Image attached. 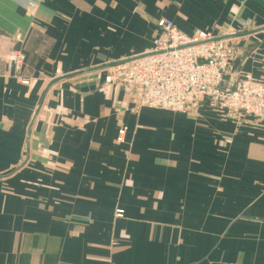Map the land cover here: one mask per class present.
Returning <instances> with one entry per match:
<instances>
[{
  "label": "crops",
  "instance_id": "0c3cea01",
  "mask_svg": "<svg viewBox=\"0 0 264 264\" xmlns=\"http://www.w3.org/2000/svg\"><path fill=\"white\" fill-rule=\"evenodd\" d=\"M162 18L237 40L236 80L264 83V0H0V264H264V120L104 82Z\"/></svg>",
  "mask_w": 264,
  "mask_h": 264
},
{
  "label": "built area",
  "instance_id": "2783aa9c",
  "mask_svg": "<svg viewBox=\"0 0 264 264\" xmlns=\"http://www.w3.org/2000/svg\"><path fill=\"white\" fill-rule=\"evenodd\" d=\"M27 6L28 15L34 17L36 7ZM157 27L160 33L153 39L152 50L109 68L105 84L133 90L142 108L190 114L206 105L227 116L248 115L264 120V83L236 80L232 90L221 85L238 52L237 40L215 37L205 31L190 36L167 18L160 19ZM15 39L23 42V35ZM6 59L17 69L25 66L19 50L8 51ZM126 138L123 129L117 141L125 143ZM119 216L117 213L116 217Z\"/></svg>",
  "mask_w": 264,
  "mask_h": 264
},
{
  "label": "water",
  "instance_id": "95a60500",
  "mask_svg": "<svg viewBox=\"0 0 264 264\" xmlns=\"http://www.w3.org/2000/svg\"><path fill=\"white\" fill-rule=\"evenodd\" d=\"M249 34L248 32L246 33H242V34H239V35H235L234 37L236 36H244V35H247ZM0 37L1 38H7L9 40H12V37L10 35H8L7 33H5L3 30L0 29ZM227 39H229V37H226ZM248 55V52H244V51H239L237 52V54L235 55L234 59H233V63H232V66L230 68V70L228 71L225 79L222 81V87L225 89V90H232L234 87H235V84H236V79H237V76H238V68L241 64V62L245 59V57ZM121 62H118V63H113V64H110V65H106L104 67H100L101 69H106V68H111L113 66H116L118 64H120ZM82 72L80 73H76V74H73V75H68V76H64V77H61V78H58V79H55L51 84L50 86L54 85L55 83L61 81V80H64V79H69V78H72V77H76V76H79L81 75ZM81 88V90H84V92L87 91V89H85L86 87L83 85L79 86ZM91 90V89H90Z\"/></svg>",
  "mask_w": 264,
  "mask_h": 264
}]
</instances>
